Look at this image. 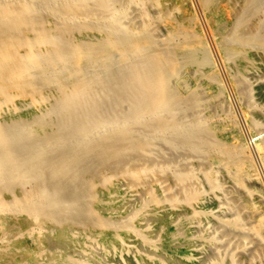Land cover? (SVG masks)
I'll use <instances>...</instances> for the list:
<instances>
[{"label":"bare ground","instance_id":"1","mask_svg":"<svg viewBox=\"0 0 264 264\" xmlns=\"http://www.w3.org/2000/svg\"><path fill=\"white\" fill-rule=\"evenodd\" d=\"M160 1L0 0V264H31L33 252L14 255L12 225L15 218L37 221L40 217L45 220L28 237L41 255L48 224L55 225L56 234L67 241L80 231L76 241L83 247L90 233L101 243L120 248L133 239L148 244L152 255L161 258L160 264H193L197 239L205 247L219 242L206 226L196 236L195 226L211 218L210 198L233 194L220 184V174L241 193L232 195L238 212L232 218L216 217L217 223L228 234L236 233L242 242L239 248H244L248 233L260 239L264 194L255 187L263 181L259 172L264 173V138L253 134L248 145L227 109L213 116L196 113L205 102L197 90L200 83L206 84L208 99L222 98L223 106L224 89L230 88H222L205 44L195 39L199 32L195 18L180 21L175 17L180 10ZM197 1L212 21L220 64L237 90L257 73L249 51L264 60V47L252 44L263 26L259 31L253 23L247 26L254 0H224L221 13L217 9L221 0ZM147 3L161 7L158 18L169 24L166 39L153 35L155 19L150 16L142 15L140 27L128 20L131 7ZM175 48L183 53L176 55ZM188 65L203 69L195 87L167 88L169 80ZM93 71L105 78L100 88L89 79ZM99 91L104 96L95 97ZM245 99L242 115L253 129L258 124L250 113L254 109L250 92ZM120 103L130 107L122 120ZM183 110L195 113L181 122ZM37 129L42 133L35 136ZM158 143L173 152L185 151L194 163L205 162L208 191L195 186L198 178L190 168H168L178 183L177 192L168 196L162 183L145 181L150 175L139 166L129 170L122 165L115 174L103 173L122 156L134 160L154 152ZM248 146L255 150L262 171L259 165V172L256 169ZM86 180L74 197L71 190ZM25 184L34 191L28 199L12 189ZM123 184L127 187L122 190ZM142 184L145 197L139 201L134 193ZM228 209L221 208L224 213ZM154 231L158 245L147 241ZM222 256L207 264H227L221 262ZM230 257L228 264H234ZM257 257L264 264V255ZM136 259L138 264L145 260ZM52 264L78 263L56 258Z\"/></svg>","mask_w":264,"mask_h":264},{"label":"rangeland","instance_id":"2","mask_svg":"<svg viewBox=\"0 0 264 264\" xmlns=\"http://www.w3.org/2000/svg\"><path fill=\"white\" fill-rule=\"evenodd\" d=\"M114 1H118V0H114ZM254 1H253L254 4H251V7L248 8L249 19L247 21L248 23L247 26H251L255 24V26L258 28L257 29L258 31L262 29V26H263V29L260 31L262 35L261 33H258V38L255 39V40H258L259 42L258 41L255 42L254 40L252 44L256 45V47H258L259 44L262 47H264V42H262L264 41V35H263L264 34V19H263L264 18L263 16L264 15V8H263L264 0H260V1L254 0ZM261 2H263V4ZM160 4L163 6H170V8L172 9H174V7L179 9L180 11L176 12L175 17L180 21L182 20L186 21L191 16L195 18V23H197L198 28H199V32L196 34L195 39L201 40L205 44L208 57L212 61L215 71L219 76L218 81L221 84L222 88L223 89L226 87L230 88V89H227L229 91L224 89V98L226 100V105L223 106L222 98L215 97L211 100L208 99V94L205 91L206 84L200 83V85H198L197 87V90L201 94L203 101L205 100V102H202V105L196 110V113L198 111L200 115L213 116V115H216L218 112L223 111V108L227 109L229 110L228 113L231 112L230 114H232L234 117V120L236 123L235 129L240 132L244 140L248 142V145L250 144L249 138L253 134L261 133L260 135L257 136V138H264V135H263L264 134V60L260 61V59L253 54V51H249L250 52L249 57L253 59L255 63V67H257L256 68L257 73L254 76H249L248 81L240 84L237 90L234 89V87H232L231 80H229L228 78L226 69L222 67L223 66L222 64H220L222 63L221 52H220L219 46L215 43L214 40H212L215 35L214 27H213L212 21L209 19L207 14L204 12L202 5L197 0H161ZM218 6L219 7H217V9L219 13H221L222 10L223 12H225L224 0L219 1ZM261 6L263 10L261 9ZM160 9H161L160 6H152L148 3L138 5V6L135 5L131 7L130 10L128 11V20H130V22L133 20L131 23L133 22L136 23V24L133 23V26L140 27L144 23V16L142 15L150 16L151 18L155 19V23L151 27V30L153 31V35L159 40L166 39V35H167L166 31L168 30L169 24L166 21H161L160 18H158ZM250 10L253 12L257 11V13L250 14ZM257 20H258L257 22L258 25L256 23ZM140 23L141 25L139 26ZM260 45L259 47H261ZM250 46L251 44L248 46V48ZM182 51L183 50L181 48L174 49V53L176 55H181L183 53ZM238 58L240 59L242 58V56H239ZM216 67L218 70H216ZM202 70L203 69H200L192 65L186 66L185 68L178 71V74L176 77H172L169 80L167 88L181 87L182 85H185L189 88H194L196 84L195 81L197 80V77ZM89 79L93 81V84H96V86H98L99 88L102 87L103 83H105L104 76H101L100 78L99 73H97L96 71L89 73ZM244 84L245 86H243ZM245 87L246 89H242ZM182 89L183 88H180V90ZM249 92L251 94L252 103L254 104V109L251 110L250 113L252 114V117L256 120L258 124V126L253 129H250L246 126L243 115H242V109L243 107H245L244 101L246 100L245 99L246 94ZM98 93L100 94H97L94 96L95 97L99 95L104 96L103 91H99ZM231 94L233 95V97ZM110 97H111L110 100L112 102H115L116 97L112 95H110ZM106 98L108 99L109 96H107ZM119 106L120 107H118V110L121 115L118 116V119L122 120L124 117L128 115L130 111V107L127 103H120ZM194 113L195 111L183 110L180 116L181 122H186L189 119H191ZM50 123L53 126L54 123H56V120L53 119L51 120ZM41 133H42L41 129H37L36 131H34L35 136L40 135ZM179 140L181 141L182 138ZM158 144L154 152L151 151L150 153H147L146 155L141 156L140 158L134 157L135 158L134 160H127L129 157H126V156L120 157L121 159L118 158L120 165H118L119 164L118 163L116 166L112 167L110 170H104L103 173L115 174L122 165H125L124 167H128L129 170H131L132 168H137L139 166L138 168L146 169L145 174L147 176L150 175V177H148L147 180L145 181L146 182L156 181L158 184L162 183V187L166 189L164 191L165 192L164 195L168 196L171 192L176 193L178 189V186H177L178 183L172 177L170 173V169L177 168L179 171H184L187 168H190L195 172L198 178V182L195 184V186L201 187V189H203L205 192L208 191V188L206 187L207 185L203 178V174L206 169L204 165L205 162L194 163L188 158L189 154L186 153L185 151L180 150V151L173 152L165 144H162V143H158ZM248 147H251L252 149L251 151V149L249 148L250 149L249 152L251 155L250 157L252 159L255 158L252 161L255 164L256 169L258 167L259 169H261V164H259L260 162H258L259 160H258L257 154H255L256 153L255 150H253L252 146H248ZM130 157H133V156H130ZM115 160H112V161H115ZM257 165L259 166L257 167ZM168 168L170 169L168 170ZM160 169H165V170L162 171ZM259 169H257L258 172H259ZM260 171H262V169ZM260 174H262V176L264 177L263 171L262 173L259 172V176L261 177V180L264 181V178ZM218 180L220 184L223 185L225 189H227V191H230L234 195L237 196L238 194L241 193L239 190L234 191V189H232V185L229 183V180L226 175L220 174L218 176ZM263 181H261V184L259 185V187H255V189L264 194V182ZM86 182L87 180L82 183H77L76 184L77 187L75 186L71 190V193L74 197L80 193V187H82ZM25 185L23 186L14 185L12 188L15 190L16 194L22 199L30 198L34 192L31 185H28V184H25ZM121 186H122L121 187L122 190L127 187L126 184H123ZM136 190H135L136 192L134 193V198L136 200L141 201L145 197V194L142 193L143 191H145V185L142 184L140 188ZM233 194L223 193V195L219 197L216 196V197L210 198V200L208 201V210L209 212H211L212 216L208 221H205V222L200 221L199 225L195 226V235L196 236L201 235L200 229L203 226H206L210 229L209 230L210 235L212 237L218 238L219 242L218 244L214 246L205 247L202 240L200 238L197 239V241L195 242V246L197 248L196 255L194 254L195 262L193 264H207L209 262L216 263L218 262V255L220 253L223 255L221 257V262L223 263L225 261L228 264L231 258L230 256H232L234 258V262H235L234 264H260V261L257 256L264 255V229L260 232V239H258L256 236L252 235L251 233H248L246 244L244 248L242 249V248H239L242 242H240L238 237L235 236L236 233L235 235L228 234L227 233L228 230L221 228L216 221V217H221V216L230 217L231 216L232 218L234 216L233 214H236L238 212V209H236L235 205H233V199H232ZM62 198L63 196L60 197V199ZM227 207L229 209L226 210L225 213L222 212L221 208L224 209ZM241 216L243 218L245 217L242 214ZM44 220H45V217L43 218L40 217L37 221H32L29 219H16V218L14 219L13 225H12L13 235H14L13 244L17 246L16 247L17 250L14 252V255H26L28 252H33L31 264H52L53 259H56V258L59 259V261H64L65 259H71L77 262L78 264H138L137 259H136L137 256L139 257L142 256L145 259L144 261L142 260L143 264H160V262L162 261L161 258H157L152 255V250L148 247L149 246L148 244L144 246L140 244L138 241H135L133 239H130L125 244L124 248H120L119 246L114 245V244L108 245V244L101 243L97 238L94 237L93 233H90V235L87 237V243L85 247H83L81 246V244L77 243L76 241L82 235L80 234V231L75 230L74 235H73L74 238L72 237L73 240L67 241V240H63L56 234L57 227L55 225H48V224L45 226L46 231L43 236V244H42L43 245L42 249L44 250L45 254L41 255L40 253L41 250L36 249V245L34 241L31 240L28 237V235L31 231L37 228V225H39L40 222H43ZM156 235H157V232L154 231L152 235L149 237V239H147V241L156 242V244L158 245Z\"/></svg>","mask_w":264,"mask_h":264}]
</instances>
